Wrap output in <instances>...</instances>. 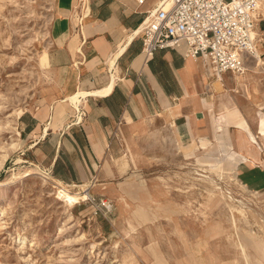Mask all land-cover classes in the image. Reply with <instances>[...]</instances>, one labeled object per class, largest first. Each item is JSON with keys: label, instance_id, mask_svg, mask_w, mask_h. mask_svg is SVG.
Returning <instances> with one entry per match:
<instances>
[{"label": "rangeland", "instance_id": "rangeland-1", "mask_svg": "<svg viewBox=\"0 0 264 264\" xmlns=\"http://www.w3.org/2000/svg\"><path fill=\"white\" fill-rule=\"evenodd\" d=\"M54 5L0 0V153L16 144L0 169V264H264V163L252 168L257 174L229 165L218 172L207 162L215 155L202 151L200 162H185L166 138L138 142L135 133L127 138L128 171L114 189L65 184L74 193L89 190L73 208L57 199L51 175L26 176L37 154L21 118L47 91L39 58Z\"/></svg>", "mask_w": 264, "mask_h": 264}, {"label": "crops", "instance_id": "crops-1", "mask_svg": "<svg viewBox=\"0 0 264 264\" xmlns=\"http://www.w3.org/2000/svg\"><path fill=\"white\" fill-rule=\"evenodd\" d=\"M159 1L138 8L136 0H55L43 50L47 91L21 119L37 154L34 165L56 181L114 189L128 171L133 146L127 138L135 133L138 142L149 135L166 138L185 162H200L196 154L202 151L215 155L207 162L218 172L224 165L252 170L264 163V19L256 28L262 64L243 54L247 72L218 80L202 58L176 50L143 54L136 32ZM111 84L108 95L81 97L78 108L68 101L80 89ZM138 149L145 159L144 143Z\"/></svg>", "mask_w": 264, "mask_h": 264}, {"label": "built area", "instance_id": "built-area-1", "mask_svg": "<svg viewBox=\"0 0 264 264\" xmlns=\"http://www.w3.org/2000/svg\"><path fill=\"white\" fill-rule=\"evenodd\" d=\"M147 0H136L137 7ZM262 0H160L146 12L136 32L143 41V54L152 57L159 50H176L185 58H202L222 80L230 72H247L243 54L258 63L257 36ZM87 198H89V190ZM84 191V192H85ZM102 206L111 210V205Z\"/></svg>", "mask_w": 264, "mask_h": 264}, {"label": "bare ground", "instance_id": "bare-ground-1", "mask_svg": "<svg viewBox=\"0 0 264 264\" xmlns=\"http://www.w3.org/2000/svg\"><path fill=\"white\" fill-rule=\"evenodd\" d=\"M72 12V11H71ZM86 14V13H85ZM262 14V13H261ZM254 37H256V31L254 32ZM260 52L257 50V56L259 57ZM255 60V59H254ZM258 61L260 63H262L263 59L259 58ZM49 62V61H48ZM253 62V60H252ZM39 65L41 68H44L47 65V53L46 51H44V53L41 55V57L39 58ZM232 84V83H231ZM248 85V84H247ZM254 86V84H253ZM113 88V84H111L109 87H106L102 90H96V91H91V92H87V91H79L74 93L73 95H71L69 97V101L71 102V104L75 107L78 108V105L81 103V97H85L87 95H100V96H104V95H108ZM233 88V87H232ZM217 90V89H216ZM249 90V89H248ZM262 90V89H261ZM237 93V92H236ZM240 96V95H238ZM242 100V98H240ZM245 99V98H244ZM247 100V99H246ZM245 100V101H246ZM23 114V111L21 109H17L15 110V115L18 117H20ZM12 117V116H9ZM10 126V124L8 125ZM12 126V125H11ZM16 127V126H15ZM2 128L4 129V126L1 127L0 130H2ZM17 132V131H16ZM18 134L19 131L17 132ZM260 133L264 136V119L261 118V126H260ZM15 143V142H14ZM8 144L5 147L1 148V153H0V169L3 167L4 163L7 161L9 154L12 150H14L16 148V144ZM20 143V142H19ZM37 168V167H36ZM33 168L31 170H29L26 173V176L32 175L33 171H37L39 172L44 178L48 179L47 177V172L41 171V169H36ZM39 168V167H38ZM38 173V174H39ZM49 173V172H48ZM55 178V177H54ZM5 184L0 182V187L4 186ZM54 188L56 189V194H57V199L61 202H63L65 204V206L73 208L76 204L80 203V201H82L85 197H87V191H85L84 193L82 192L80 193H74L72 192L67 185H65L64 183L60 182V181H55L54 182ZM1 195H0V200H1ZM229 197V196H228ZM232 198V197H229ZM2 214V213H1ZM66 218V217H65ZM64 218V219H65ZM80 235V234H79ZM79 239V238H78ZM20 240L22 241H26L25 237H21ZM33 243V242H32ZM94 243V242H93ZM35 244V243H34ZM96 247V246H95ZM262 253V252H261ZM97 255V254H96Z\"/></svg>", "mask_w": 264, "mask_h": 264}]
</instances>
